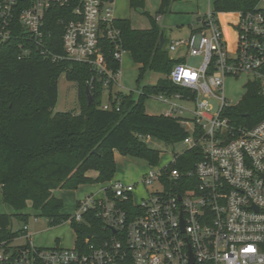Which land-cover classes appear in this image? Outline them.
<instances>
[{
    "label": "built area",
    "instance_id": "built-area-1",
    "mask_svg": "<svg viewBox=\"0 0 264 264\" xmlns=\"http://www.w3.org/2000/svg\"><path fill=\"white\" fill-rule=\"evenodd\" d=\"M55 7L71 10L61 35L63 56L93 65L108 76L106 84L120 85L121 68L109 70L100 47L107 35L121 61L112 0H0V44L21 25L45 56L62 57L47 48L46 20ZM168 49L181 60L168 79L186 92L155 96L166 105L162 114L188 131L172 144L182 147L172 162L152 164L137 182L113 179L101 194L79 200L76 222L91 225L85 215L92 212L103 222L80 245H34L24 225L16 239L27 243H0V264H264V118L237 129L225 115L232 106L228 79L260 81L264 93V0L253 11L203 14L196 30L170 40ZM189 57L202 61L193 66ZM189 151L198 158L192 167Z\"/></svg>",
    "mask_w": 264,
    "mask_h": 264
},
{
    "label": "trees",
    "instance_id": "trees-1",
    "mask_svg": "<svg viewBox=\"0 0 264 264\" xmlns=\"http://www.w3.org/2000/svg\"><path fill=\"white\" fill-rule=\"evenodd\" d=\"M259 1L215 0L213 11H253ZM145 4L146 0H130L135 10H143ZM170 6L171 0H161L159 13L168 11ZM70 11L51 8L46 20L51 31L47 48L62 57L45 56L43 48L21 25L16 36L0 44V192L2 201L15 211L13 215L0 213V243L9 244L20 235V230H13V218L28 222L31 208L47 218L50 226L71 220L77 234L76 245H80L85 236L100 232L103 222L95 212L85 215L91 225L76 222L63 212L64 201L54 195V190L112 181L117 170L116 151L156 164L160 151L144 140L146 136L172 145L188 135L176 118L146 112L145 102L150 96L186 92L167 77L154 85H144L137 96L134 92L125 94L115 91L113 82L106 84L108 76L93 65L63 56L61 35L71 19ZM148 17L150 27L146 29L134 28L126 18H115L113 22L120 30L121 48L139 65L137 84L148 71L169 75L181 61L171 57L165 35L164 45L160 46L163 30L156 17ZM100 47L105 65L116 72L121 61L114 56L115 43L104 35ZM62 74L77 84L79 113L54 112ZM87 88L93 103H89ZM105 90L109 92V109L102 108ZM225 115L237 129H250L260 122L264 118L261 82L247 84L241 101L227 107ZM185 157L192 158L190 167L198 160L194 151ZM90 172H96V176Z\"/></svg>",
    "mask_w": 264,
    "mask_h": 264
},
{
    "label": "rangeland",
    "instance_id": "rangeland-1",
    "mask_svg": "<svg viewBox=\"0 0 264 264\" xmlns=\"http://www.w3.org/2000/svg\"><path fill=\"white\" fill-rule=\"evenodd\" d=\"M215 0H171L170 9L166 12L159 13L161 0H146L143 10H135L130 6V0H113L114 16L117 18H126L131 21L134 28L146 29L150 27L148 14L156 17L158 23L164 31L167 39V46L172 39L187 35L189 32V24L194 21L199 14H204L214 9ZM147 12V13H145ZM176 53H171V57L175 58ZM202 57H189L188 63L193 66H199ZM120 85H116L115 89L122 91L125 94L134 92L138 95L139 90L144 85H154L159 79L167 77L162 73L148 71L144 79L137 84L136 79L139 73V65L136 64L127 51L122 52L121 67H120ZM247 76H241L238 79H228L225 88L226 99L232 105L238 104L246 92ZM59 96L54 112L71 111L74 113L80 112V106L77 98V84L69 81L65 74H62L58 80ZM103 103L109 100V92L104 91L102 98ZM146 112L150 115H160L166 105L159 101L155 95L150 96L145 102ZM149 145L160 151L159 161L154 164L156 168L164 166L172 162L173 155L176 150H181V146L168 145L162 141L153 139ZM116 159V175L117 179H122L128 182H137L143 175L153 167L152 164L139 158L124 156L118 151L115 152ZM96 176V173L92 175ZM109 184L95 183L80 185L77 189H62L54 190V195L62 198L64 201L63 212L75 215L77 211L78 201L91 193L101 194L103 189ZM149 188H152L151 186ZM31 214L28 222L20 221L13 218V230L22 229L24 225H28L31 234V242L40 247H64L72 248L76 244L77 234L75 228L71 224V220L64 221L61 224L50 226L47 218L37 215V212L29 208ZM0 213L14 214L13 207L2 201L0 192ZM37 218V220L35 219ZM27 243V239L20 236L14 241L16 245Z\"/></svg>",
    "mask_w": 264,
    "mask_h": 264
},
{
    "label": "crops",
    "instance_id": "crops-1",
    "mask_svg": "<svg viewBox=\"0 0 264 264\" xmlns=\"http://www.w3.org/2000/svg\"><path fill=\"white\" fill-rule=\"evenodd\" d=\"M207 13V12H206ZM205 14V13H204ZM203 14H199L198 15V17L194 20V21H192V23H190L189 24V32H188V34L187 35H184V36H181V37H187L188 35H190L191 34V32L193 31V29H196L198 26H199V19L201 18V16H202ZM115 18H117L116 16H115ZM181 37H179V38H181ZM177 39V38H176ZM173 40V39H172ZM114 90L115 91H120V90H117V89H115V87H114ZM104 104V103H103ZM94 173H96V172H90L89 174L90 175H93ZM114 179H117L116 177L114 178Z\"/></svg>",
    "mask_w": 264,
    "mask_h": 264
},
{
    "label": "water",
    "instance_id": "water-1",
    "mask_svg": "<svg viewBox=\"0 0 264 264\" xmlns=\"http://www.w3.org/2000/svg\"><path fill=\"white\" fill-rule=\"evenodd\" d=\"M164 45V31L161 32L160 34V46L162 47ZM87 95H88V98H89V103H93V97L90 93V90L89 88H87Z\"/></svg>",
    "mask_w": 264,
    "mask_h": 264
}]
</instances>
